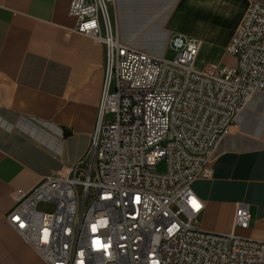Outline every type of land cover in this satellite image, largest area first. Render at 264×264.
Instances as JSON below:
<instances>
[{
    "label": "built area",
    "instance_id": "2783aa9c",
    "mask_svg": "<svg viewBox=\"0 0 264 264\" xmlns=\"http://www.w3.org/2000/svg\"><path fill=\"white\" fill-rule=\"evenodd\" d=\"M114 1L69 7L75 31L105 53L90 148L69 172L17 191L9 223L46 264H264V242L235 231L249 228V206L237 205L230 233L206 232L192 187L264 93V6L248 7L227 46L236 67L197 69L198 39L174 36L171 61L123 44Z\"/></svg>",
    "mask_w": 264,
    "mask_h": 264
},
{
    "label": "crops",
    "instance_id": "0c3cea01",
    "mask_svg": "<svg viewBox=\"0 0 264 264\" xmlns=\"http://www.w3.org/2000/svg\"><path fill=\"white\" fill-rule=\"evenodd\" d=\"M71 0H0V264H46L9 223L15 193L87 154L101 100L102 45L75 31ZM252 3L264 0H115L120 41L165 58L176 35L198 39L197 61L221 65ZM223 51L220 54V51ZM203 203L198 227L228 234L235 209L250 208L248 229L264 242V93L253 96L223 138L208 174L192 185Z\"/></svg>",
    "mask_w": 264,
    "mask_h": 264
},
{
    "label": "rangeland",
    "instance_id": "374dc122",
    "mask_svg": "<svg viewBox=\"0 0 264 264\" xmlns=\"http://www.w3.org/2000/svg\"><path fill=\"white\" fill-rule=\"evenodd\" d=\"M183 36H185V35H183ZM222 53H223V51L221 50L220 54H222ZM176 55H177L176 51L171 46H169V49H168L164 59L171 61V60H174L176 58ZM221 58H222V60H221L220 63H221L222 66L236 67V65H237L236 58H234L232 56H229V55H225V56H223ZM209 63H211V62H208L204 66H202L203 62L198 60L196 62V68L197 69H202V68L208 66ZM157 170L160 173H164L166 171V163H165V161L160 162V164L157 167ZM40 208H42V207H40Z\"/></svg>",
    "mask_w": 264,
    "mask_h": 264
},
{
    "label": "snow or ice",
    "instance_id": "6c2138e0",
    "mask_svg": "<svg viewBox=\"0 0 264 264\" xmlns=\"http://www.w3.org/2000/svg\"><path fill=\"white\" fill-rule=\"evenodd\" d=\"M193 204L195 205V202L193 201Z\"/></svg>",
    "mask_w": 264,
    "mask_h": 264
}]
</instances>
